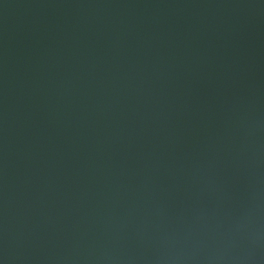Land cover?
<instances>
[{
  "label": "water",
  "instance_id": "1",
  "mask_svg": "<svg viewBox=\"0 0 264 264\" xmlns=\"http://www.w3.org/2000/svg\"><path fill=\"white\" fill-rule=\"evenodd\" d=\"M0 264H264V0H0Z\"/></svg>",
  "mask_w": 264,
  "mask_h": 264
}]
</instances>
